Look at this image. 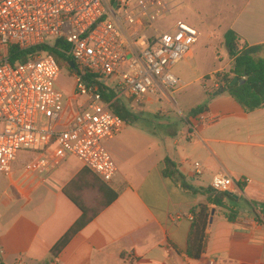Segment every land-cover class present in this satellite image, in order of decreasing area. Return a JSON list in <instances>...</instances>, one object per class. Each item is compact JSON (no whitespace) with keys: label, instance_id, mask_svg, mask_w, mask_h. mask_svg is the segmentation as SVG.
Wrapping results in <instances>:
<instances>
[{"label":"crops","instance_id":"1","mask_svg":"<svg viewBox=\"0 0 264 264\" xmlns=\"http://www.w3.org/2000/svg\"><path fill=\"white\" fill-rule=\"evenodd\" d=\"M220 5L225 15L212 14L209 39L224 44L232 30L248 46L264 45V0H220ZM190 57L195 58L194 51ZM214 59L219 67H206L205 56L196 60L195 81L180 79L173 103L148 99L138 106L125 100L134 117L106 142L118 167L110 183L73 156L50 172H31L41 153L20 152L12 174L0 173V264H264V219L254 213L264 205V108L247 112L227 93L211 99L213 76L232 65L228 51ZM199 106L207 109L192 115ZM174 112L181 119L173 118ZM146 115L164 118L157 119L160 134L138 125ZM201 115L209 123L201 122ZM21 153L32 155L23 167L18 165ZM166 160L175 165L172 173L166 174ZM219 173L250 182L234 193L242 198L231 203L239 211L235 222L228 221L226 210L211 207L206 251L190 259L185 253L192 211L209 205L211 183ZM101 187L117 193V199L53 260V248L83 215L69 194L93 210L99 207Z\"/></svg>","mask_w":264,"mask_h":264},{"label":"built area","instance_id":"2","mask_svg":"<svg viewBox=\"0 0 264 264\" xmlns=\"http://www.w3.org/2000/svg\"><path fill=\"white\" fill-rule=\"evenodd\" d=\"M171 0H0V173L10 176L20 152H39L32 165L50 172L73 156L103 182H112L118 167L106 142L129 122L104 100L108 89L116 100L142 106L148 99L173 103L180 79L173 68L192 55L201 33L183 20L168 30L157 28L170 13ZM73 59L77 112L63 132L56 124L65 108L57 88L61 68L56 48ZM35 49L24 62L12 61V50ZM213 83L219 88L217 75ZM201 122L209 123L205 115ZM52 152V158L48 152ZM198 173L201 165L195 164ZM240 182L226 173L213 177L212 190L234 194ZM2 255V254H1Z\"/></svg>","mask_w":264,"mask_h":264},{"label":"trees","instance_id":"3","mask_svg":"<svg viewBox=\"0 0 264 264\" xmlns=\"http://www.w3.org/2000/svg\"><path fill=\"white\" fill-rule=\"evenodd\" d=\"M63 44H65L63 40H58L55 49H49L47 47H43L42 49L49 51L56 59L60 57L64 59L66 63L70 64L73 59L57 51V47ZM224 45L229 52L232 65L227 72H219L216 74L219 88L214 90V93L225 88V93L232 96L247 112H253L264 108V58L259 56L264 50V45L248 46L243 43L242 38L232 30H229L224 35ZM12 51L13 62L18 60L24 62L28 59V55L35 52V49L27 51L13 49ZM236 77H238L240 81L231 86L230 84ZM115 97L116 93L113 89H108L103 94L104 100L111 103V110L124 120L130 121L134 117L132 110H129L128 106L122 100L114 101ZM206 109L205 106H199L192 110L191 114L197 115L204 112ZM165 165L166 174L175 168L171 160H166ZM239 188L243 189V186L239 184ZM65 192L69 194L68 188ZM210 192L209 205L199 206L192 211L194 219L192 221L188 246L185 253L190 259L198 260L206 251L207 230L210 222L211 207L226 210V217L231 223L235 222L239 214L238 209L234 208L231 203H240L242 200L241 197L237 198L234 194H220L213 190H210ZM100 193L101 198L98 200L99 207L93 210L89 209L80 197H73L69 194L70 199L82 211L83 215L53 248L51 252L53 260L56 259L67 244L90 223L93 217L97 216L102 209L108 207L118 197L117 193L111 191L107 187H101ZM90 213H92L91 218L89 217ZM254 213L258 220H261V218L264 219V205L261 208L260 214H257L255 210Z\"/></svg>","mask_w":264,"mask_h":264},{"label":"rangeland","instance_id":"4","mask_svg":"<svg viewBox=\"0 0 264 264\" xmlns=\"http://www.w3.org/2000/svg\"><path fill=\"white\" fill-rule=\"evenodd\" d=\"M169 6L171 13L158 23L157 28L159 30H168L172 23L178 19H182L187 21L190 26L196 27L202 33V37L193 48L195 58H187L173 68V74L185 83L195 81L196 78L193 67L196 60L205 56L209 61L206 67H219V61H215L214 59L216 54L219 53L221 55H225L227 52L226 48L223 47L224 44H222V41L219 44V39L217 40L215 37H212V39L208 38V35L212 34L210 17L214 13L215 15H219L218 13L225 15V12L220 5V0H171L169 1ZM217 19L218 17L216 20ZM224 19L225 18L223 17V20ZM219 20L221 19L219 18ZM218 31L219 27L216 28V33ZM259 56L264 58V50L259 54ZM57 62L61 68V74L57 81V88L65 96V108L56 124V131L63 132L68 128L77 112L76 103L73 100L76 82L73 78L72 70L67 66L66 61L59 57L57 58ZM206 81L207 79L204 82ZM197 87L199 86L197 85ZM176 97L177 95H175V98ZM122 101L125 103V100ZM172 114L173 118L181 119L176 112ZM157 119L163 120L164 118L156 117L155 115H146L145 118L139 117L137 122L139 123L138 125L148 128L154 133L160 134L162 129L158 125ZM31 157V154L21 153L18 158V165L23 167Z\"/></svg>","mask_w":264,"mask_h":264},{"label":"water","instance_id":"5","mask_svg":"<svg viewBox=\"0 0 264 264\" xmlns=\"http://www.w3.org/2000/svg\"><path fill=\"white\" fill-rule=\"evenodd\" d=\"M69 67H70L71 69H73V70H76V66H75V63H74V62H71V63L69 64ZM239 81H240L239 78L236 77V78L233 79V81H232V83H231L230 85L233 86V85H235L236 83H238ZM225 92H226V89L223 88V89H221L220 91L213 93V94L210 96V98L212 99V98H214V97H216V96H218V95H220V94H222V93H225Z\"/></svg>","mask_w":264,"mask_h":264}]
</instances>
